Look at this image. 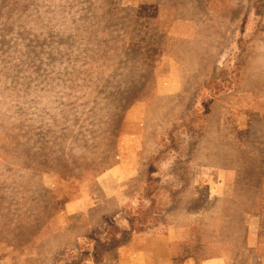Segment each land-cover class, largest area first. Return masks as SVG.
I'll use <instances>...</instances> for the list:
<instances>
[{
  "label": "rangeland",
  "instance_id": "rangeland-1",
  "mask_svg": "<svg viewBox=\"0 0 264 264\" xmlns=\"http://www.w3.org/2000/svg\"><path fill=\"white\" fill-rule=\"evenodd\" d=\"M258 1L0 0V264H49L120 219L138 203L168 119L183 122L214 66L228 79L238 64L242 77L192 134H175L179 151L162 166L192 190L217 186L215 208L195 215L190 198L168 191L156 203L168 225L94 264L244 263L248 190L264 201Z\"/></svg>",
  "mask_w": 264,
  "mask_h": 264
},
{
  "label": "trees",
  "instance_id": "trees-1",
  "mask_svg": "<svg viewBox=\"0 0 264 264\" xmlns=\"http://www.w3.org/2000/svg\"><path fill=\"white\" fill-rule=\"evenodd\" d=\"M202 1L209 7L208 3L210 0H201L200 4H202ZM258 3H260V0ZM217 10L219 9H215V12ZM236 68H238L237 73L232 72L233 74L228 79H219V75L217 74L218 69L214 66L213 74L208 75L206 80L192 94L190 108L186 109L183 114V110L181 111V114L184 115V117L181 115L183 122L178 127L176 125L170 128L169 124L172 122L174 116L168 119V125L164 129L165 132H162L158 139V151L149 162L150 171L148 173V180L143 185L141 193H139L138 203L136 205H127L122 211L120 219L107 225L102 224L87 231L85 234L75 237L72 243L64 249H60L53 256L49 264L99 263V257L103 251L117 249L120 244L127 243L134 235L161 231L163 227L168 225V222L157 211L156 203L168 191L171 194L172 200H175L178 194L183 195L186 199L190 198L194 202L192 206L196 208L194 211L195 215L215 208L214 206L219 201L215 192L217 186L214 189L202 188L192 190L191 185L186 183L179 184L174 178L172 179L174 170L169 175H166V169L162 168V166L167 164L179 151V143H177V136L175 134L184 132L192 134L196 128L200 127L202 120L208 115V111L206 110L208 102L217 98L220 94L227 93L233 89V82L239 76L242 77L243 73V68L240 64ZM202 89L204 93H200ZM198 94H203L202 102L200 103L198 102ZM143 101L145 102V100ZM143 101L141 100L140 102L143 103ZM168 176L169 181L166 186L165 179ZM260 182L257 179L256 183L259 184ZM257 190L256 193L248 190L250 192L249 204L243 213L251 214V210L255 209ZM208 199L211 200L210 207H206ZM172 205L176 208L175 204ZM191 213L193 212L185 215H194Z\"/></svg>",
  "mask_w": 264,
  "mask_h": 264
},
{
  "label": "crops",
  "instance_id": "crops-1",
  "mask_svg": "<svg viewBox=\"0 0 264 264\" xmlns=\"http://www.w3.org/2000/svg\"><path fill=\"white\" fill-rule=\"evenodd\" d=\"M118 185L121 190H124V187L120 180L116 182V188H118ZM261 191L264 190H260V192ZM255 207L256 209H259V211L262 212V210H264V201H263V205L258 206V204H256ZM243 219L244 222L243 224H241V230H240L242 234H240V236L242 235L244 239L245 238L247 239V245H248L247 248L248 254L245 257L243 264H264V219L260 215H254L252 213L249 215L248 219L247 218H243ZM84 227L87 228L86 225H81V223L77 225V228L79 230H81Z\"/></svg>",
  "mask_w": 264,
  "mask_h": 264
}]
</instances>
